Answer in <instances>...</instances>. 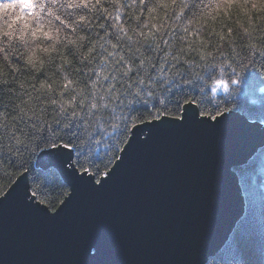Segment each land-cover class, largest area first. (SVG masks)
Listing matches in <instances>:
<instances>
[{
	"label": "snow or ice",
	"instance_id": "6c2138e0",
	"mask_svg": "<svg viewBox=\"0 0 264 264\" xmlns=\"http://www.w3.org/2000/svg\"><path fill=\"white\" fill-rule=\"evenodd\" d=\"M258 85L264 0H5L0 204L22 184L25 206L55 218L157 129L264 135Z\"/></svg>",
	"mask_w": 264,
	"mask_h": 264
},
{
	"label": "water",
	"instance_id": "95a60500",
	"mask_svg": "<svg viewBox=\"0 0 264 264\" xmlns=\"http://www.w3.org/2000/svg\"><path fill=\"white\" fill-rule=\"evenodd\" d=\"M263 146L255 131L234 142L194 125L154 130L55 218L26 207L21 184L0 204V264H207L244 216L235 168Z\"/></svg>",
	"mask_w": 264,
	"mask_h": 264
},
{
	"label": "trees",
	"instance_id": "16d2710c",
	"mask_svg": "<svg viewBox=\"0 0 264 264\" xmlns=\"http://www.w3.org/2000/svg\"><path fill=\"white\" fill-rule=\"evenodd\" d=\"M2 2L5 0H0V3ZM247 103L254 114L264 110V85L257 86L254 94L247 98ZM251 122L264 127V121L252 119ZM262 152H264V146L245 165L235 168L245 199L244 216L236 225L227 244L207 264H264V158L261 157ZM4 183L6 181H0V186ZM68 192L70 194V188Z\"/></svg>",
	"mask_w": 264,
	"mask_h": 264
}]
</instances>
